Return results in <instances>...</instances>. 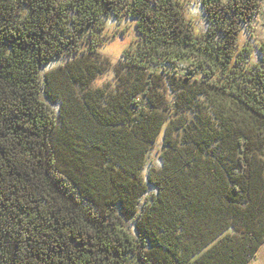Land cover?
Wrapping results in <instances>:
<instances>
[{
  "label": "trees",
  "instance_id": "16d2710c",
  "mask_svg": "<svg viewBox=\"0 0 264 264\" xmlns=\"http://www.w3.org/2000/svg\"><path fill=\"white\" fill-rule=\"evenodd\" d=\"M202 4L196 34L179 0H0V264L255 258L264 45L250 63L238 35L262 0ZM108 16L138 32L116 63L100 51Z\"/></svg>",
  "mask_w": 264,
  "mask_h": 264
},
{
  "label": "rangeland",
  "instance_id": "374dc122",
  "mask_svg": "<svg viewBox=\"0 0 264 264\" xmlns=\"http://www.w3.org/2000/svg\"><path fill=\"white\" fill-rule=\"evenodd\" d=\"M182 8L193 24V29L196 34L205 33L211 26L204 10L202 0H179ZM104 31L110 37L104 40L100 46V51L109 56L113 63H116L121 58V52L128 47L137 37L138 32L135 25V19L123 18L121 20L108 16L104 18ZM238 45L242 48L249 45L251 48L250 63L262 62V51L260 47L264 45V0L260 7V11L252 19L250 24H244L238 35ZM67 61V58H59L45 66V70L57 69L59 65ZM115 81L113 68L99 75L93 82L92 86H104ZM162 149V135L159 136L157 142L152 146L148 153L146 165L143 170V175L146 177L148 172L153 168H160L162 165L160 154ZM249 264H264V244L258 250L255 258Z\"/></svg>",
  "mask_w": 264,
  "mask_h": 264
}]
</instances>
